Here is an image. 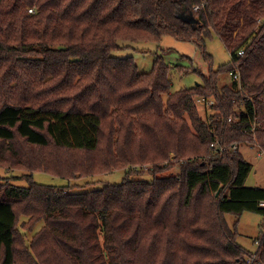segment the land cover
<instances>
[{"label":"trees","instance_id":"obj_1","mask_svg":"<svg viewBox=\"0 0 264 264\" xmlns=\"http://www.w3.org/2000/svg\"><path fill=\"white\" fill-rule=\"evenodd\" d=\"M213 35L231 54L217 70ZM166 37L201 48L203 83L173 92L163 57L142 73L117 56ZM245 144L264 153V0H0V166L126 170L89 192L0 186V264H264V227L255 251L238 243L242 214L264 216ZM143 165L151 180L135 178ZM21 216L43 223L30 243Z\"/></svg>","mask_w":264,"mask_h":264},{"label":"rangeland","instance_id":"obj_2","mask_svg":"<svg viewBox=\"0 0 264 264\" xmlns=\"http://www.w3.org/2000/svg\"><path fill=\"white\" fill-rule=\"evenodd\" d=\"M206 54L213 60V69L217 70L222 65L231 62V54L223 44V42L216 36H212L206 42ZM119 57L133 56L140 72L149 73L152 70L155 59L158 56L163 57L170 68V80L172 82L173 92L188 90L203 83L202 75L210 73V65L205 62L204 54L201 48L192 42H180L174 38L166 37L160 44H139L132 49H124L118 53ZM177 67L183 68L187 73H180ZM167 99V98H166ZM201 114L204 118L212 115L213 110L197 101ZM215 103V102H214ZM241 152L244 158L251 163L253 170L247 179L246 185L249 187L264 188V155H260L257 147L245 144L241 146ZM211 151V150H210ZM213 152V151H212ZM175 160V159H174ZM174 162V161H173ZM176 163V161L174 162ZM152 167L143 165L140 167L136 179L142 178L144 180H151L150 174ZM180 172L179 166L175 165L167 174L177 175ZM42 185L53 186H74V192H89L103 188L105 185H118L121 184L123 179L126 178V170H117L110 174H101L94 177L85 179L69 178L62 179L53 174L45 173L42 171L30 172L27 170L13 169L8 166H0V186H15V187H28L29 179ZM81 186L80 188H77ZM28 217L21 216L18 227L21 233L26 237L27 242L30 243L33 239L35 232L43 227V223L39 222L33 232H28L24 229L22 222L28 221ZM227 221L234 230L235 218L234 216L227 215ZM23 224V225H22ZM264 227V216L253 212H244L240 217L238 223V243L247 251H255L257 248L256 241L262 237V228Z\"/></svg>","mask_w":264,"mask_h":264},{"label":"built area","instance_id":"obj_3","mask_svg":"<svg viewBox=\"0 0 264 264\" xmlns=\"http://www.w3.org/2000/svg\"><path fill=\"white\" fill-rule=\"evenodd\" d=\"M195 10H198V8L196 7ZM31 12H33V11L31 10ZM242 53H243V52H241L240 54H242ZM231 76H233V79H235V80H237V81L240 80V75H237V74H234V75H233V74L231 73ZM198 102H199V103H202L204 106H205V105H207V106H211V104H214L213 101L207 102V101L204 100V99H199ZM212 148L216 150V147H214V145H212ZM257 148H258V147H257ZM234 149L237 150V147H235ZM259 151H260V150H259ZM216 152L219 153V154H222V153L224 152V149L219 148V150H218V151L216 150ZM262 154L264 155V153H263L262 151H260V155H262ZM260 205H261V207L264 208V202H262ZM256 245H259V242H258V241L256 242ZM249 263H252V260H249Z\"/></svg>","mask_w":264,"mask_h":264},{"label":"water","instance_id":"obj_4","mask_svg":"<svg viewBox=\"0 0 264 264\" xmlns=\"http://www.w3.org/2000/svg\"><path fill=\"white\" fill-rule=\"evenodd\" d=\"M188 20H189V21H193V19H192L190 16L188 17Z\"/></svg>","mask_w":264,"mask_h":264}]
</instances>
